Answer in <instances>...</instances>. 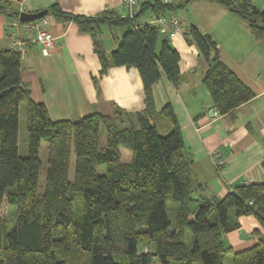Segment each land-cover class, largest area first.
I'll list each match as a JSON object with an SVG mask.
<instances>
[{
	"label": "trees",
	"instance_id": "16d2710c",
	"mask_svg": "<svg viewBox=\"0 0 264 264\" xmlns=\"http://www.w3.org/2000/svg\"><path fill=\"white\" fill-rule=\"evenodd\" d=\"M214 1L244 19L251 33L264 40L263 10L250 0ZM148 7L160 17L183 5L156 1L141 6ZM48 10L49 16L74 22L93 37L100 75L111 66L136 67L146 107L134 115L94 112L76 121L53 120L22 81V54L0 52V203L16 208L13 225L0 217V264H224L227 253L233 254L232 264H264L260 230L253 233L256 243L242 251L233 252L224 243L228 233L240 228L241 217L255 216L264 229V183L238 186L220 200L196 198L192 158L174 112L169 104L156 110L152 87L161 76L175 87L182 82L178 51L167 40L158 45L160 27L138 25L139 14L79 17L58 5ZM0 13L15 19L20 14L13 0H0ZM104 26L126 28L122 36L112 35L117 48L110 55L101 41ZM187 34L208 63L204 82L218 112L224 115L250 102L254 92L220 61L216 42L195 26ZM22 102L28 107L25 158L18 150ZM101 126L107 135L103 151ZM163 128L167 135L160 133ZM43 141L48 143V167L45 193L39 195ZM120 147L131 151L130 163H120ZM72 151L74 182L69 180ZM101 165L107 166L102 175L97 172ZM77 200L83 205L82 221L76 220ZM169 202L177 205L173 227Z\"/></svg>",
	"mask_w": 264,
	"mask_h": 264
},
{
	"label": "crops",
	"instance_id": "0c3cea01",
	"mask_svg": "<svg viewBox=\"0 0 264 264\" xmlns=\"http://www.w3.org/2000/svg\"><path fill=\"white\" fill-rule=\"evenodd\" d=\"M13 1L20 13L58 5L64 12L79 17L108 12L121 17L128 14L123 0ZM156 1L183 5L165 13L181 20V32L172 35L168 29L159 28L158 44L161 46L168 36L167 41L178 51L182 82L175 87L162 75L152 87V94L156 110L159 112L169 104L178 121L185 149L192 158L194 196L220 200L238 186L264 183V40L251 33L244 19L214 0H151V5ZM250 1L264 11V0ZM134 14H139L138 25L161 27L159 15L152 7H138ZM46 20V29L55 38L54 48L48 54L43 45L27 40L25 24L18 28L17 39L24 42L22 81L28 86L31 99L43 103L53 120L82 118L94 112L111 116L122 111L134 115L145 109L146 91L136 67L111 66L100 75L102 65L93 37L74 22L65 23L51 15ZM16 21L0 13V52L9 49ZM193 26L216 42L220 61L254 92L250 102L224 115L218 112L204 82L208 63L187 34ZM125 31L126 28L102 27L101 41L107 55L117 48L112 35L120 37ZM164 126L168 123L164 122ZM216 153L223 161L219 169L213 160ZM239 224L238 230L224 237V243L233 252L253 246L255 230L264 234L255 216L241 217Z\"/></svg>",
	"mask_w": 264,
	"mask_h": 264
},
{
	"label": "rangeland",
	"instance_id": "374dc122",
	"mask_svg": "<svg viewBox=\"0 0 264 264\" xmlns=\"http://www.w3.org/2000/svg\"><path fill=\"white\" fill-rule=\"evenodd\" d=\"M46 18H49V16H47ZM40 22L41 20L35 21V23L37 24H39ZM160 29H162V27H160ZM27 115H28L27 104L25 102H22L20 105V112H19L18 150H19V155L23 158L27 157L29 154V150H28L29 133L26 128ZM80 118L81 117L74 116L72 117V119H68V120L76 121ZM168 132L169 131L164 128L160 130V133L162 135H167ZM106 146H107V135H106L105 128L101 126L100 133H99V150L103 151L106 148ZM120 152H121L120 163H130L132 161V153L130 150L120 147ZM48 153H49L48 143L46 141H43L40 147L41 167H40L39 185H38L39 195H43L46 189ZM106 167H107L106 165L99 166L97 169L98 174H101V175L104 174L106 172ZM74 178H75V153L74 151H72L71 157H70V166H69L70 182H74ZM167 208H168V218L170 222L172 223V227H173L175 223V218H176L175 209L177 208V205L169 202L167 203ZM75 209H76V220L82 221L83 205L81 204L79 200L76 201ZM192 211L194 212L195 208H193ZM15 214H16V208L14 206L7 204L6 201H3L2 203H0V217L7 218V220H9L12 223L11 225H13L14 224L13 222H15ZM229 218L231 222L235 220L233 211H230ZM189 248L190 249L192 248L191 242L189 243ZM232 258H233V254L227 253L225 256L224 264H232ZM116 260H119V259L116 258Z\"/></svg>",
	"mask_w": 264,
	"mask_h": 264
},
{
	"label": "built area",
	"instance_id": "2783aa9c",
	"mask_svg": "<svg viewBox=\"0 0 264 264\" xmlns=\"http://www.w3.org/2000/svg\"><path fill=\"white\" fill-rule=\"evenodd\" d=\"M151 0H123L124 7L128 10L127 16L130 18L134 17V11L136 8L141 7L145 3H149ZM159 25L168 29L172 35L180 33L182 30V22L175 15H164L160 16L158 19ZM41 24L33 23L26 24L27 40L34 43H39L44 47V53L48 54L54 48V36L53 34L46 29L48 21L46 18H43L40 22ZM21 22L17 20L13 23L14 31L11 33V43L9 49L12 51L24 53V42L17 39L18 28L20 27ZM41 26V27H40ZM214 165L219 169L223 163L220 158V154L216 153L214 156Z\"/></svg>",
	"mask_w": 264,
	"mask_h": 264
},
{
	"label": "water",
	"instance_id": "95a60500",
	"mask_svg": "<svg viewBox=\"0 0 264 264\" xmlns=\"http://www.w3.org/2000/svg\"><path fill=\"white\" fill-rule=\"evenodd\" d=\"M48 15H49V10L48 9H44L42 11L33 12V13L27 12V11H23L19 15V21L22 24L31 23V22H35L37 20H42L43 18H46ZM166 40H169L168 36H166Z\"/></svg>",
	"mask_w": 264,
	"mask_h": 264
},
{
	"label": "bare ground",
	"instance_id": "6f19581e",
	"mask_svg": "<svg viewBox=\"0 0 264 264\" xmlns=\"http://www.w3.org/2000/svg\"><path fill=\"white\" fill-rule=\"evenodd\" d=\"M31 23H32V22H31ZM26 24H30V23H25V25H26Z\"/></svg>",
	"mask_w": 264,
	"mask_h": 264
}]
</instances>
